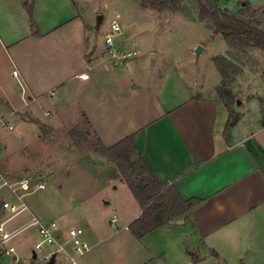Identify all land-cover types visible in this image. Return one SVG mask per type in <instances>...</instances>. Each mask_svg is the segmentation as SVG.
<instances>
[{"label":"crops","instance_id":"0c3cea01","mask_svg":"<svg viewBox=\"0 0 264 264\" xmlns=\"http://www.w3.org/2000/svg\"><path fill=\"white\" fill-rule=\"evenodd\" d=\"M31 1L32 20L26 9ZM77 1L0 0V120L13 130L17 127L14 140L61 133L71 144L68 135L84 130L104 147H111L135 134V146L153 176L174 186L183 200L200 203L141 239L128 231L141 214L135 199L126 200L128 212L116 204L107 209L110 201L92 205L87 197L57 215H49L47 206L38 211L26 204V210L5 228L17 231L34 219L56 223L61 236L70 228H81L88 251L76 257V264L239 261L254 249L264 226V124L258 99L246 95L239 101L235 109L239 120L228 140L224 137L228 113L204 97L201 86L183 100H177L169 89L162 91L156 107L144 116L137 95L140 90L132 79L140 65L115 67L106 60L104 47L95 38L103 16L100 25L89 24ZM81 4L86 7L87 0ZM95 15L97 19L99 14ZM129 40L136 45L129 38L127 45ZM148 54L151 58L154 53L149 50ZM128 66L131 71L127 72ZM221 80L220 76L214 83ZM6 148L0 140L2 180H42L26 166L16 178L18 169L11 166ZM78 157V153L62 155L58 167H52L42 181L61 187L63 163ZM92 159L105 163L98 155ZM5 189L0 181V197L13 202ZM61 245L62 254L54 255V264H70L76 256L73 248L67 241Z\"/></svg>","mask_w":264,"mask_h":264},{"label":"rangeland","instance_id":"374dc122","mask_svg":"<svg viewBox=\"0 0 264 264\" xmlns=\"http://www.w3.org/2000/svg\"><path fill=\"white\" fill-rule=\"evenodd\" d=\"M141 1L147 4L146 8L140 7ZM153 1L159 3L163 0H87L86 7L81 4V0L77 1L80 11L89 24L96 22V13L99 14L98 16H103V24L95 33L98 46L104 47V36L110 32V23L113 20H117L121 28L122 33L119 38L124 44L128 38L136 41L138 57L128 63L130 66L134 63L140 65L135 69L132 79L140 90L137 95L142 102L140 110L143 111L144 116L156 107L160 93L164 90H171L177 100H183L188 94L194 95L202 89L203 96L216 102L222 111H227L225 91H230L234 97L230 107L232 112L236 111L235 109L240 106L239 101L246 95L255 96L262 114L261 123L264 124L263 53L254 48H231L220 35H212L207 29V23L198 20L197 4L194 0H180L178 7L183 9V12L164 8L153 9L149 7ZM208 1L220 10L227 11L264 31V0ZM131 45L129 40L127 46ZM198 46L203 47V51L196 57L194 50ZM149 50L154 53L151 58L148 54ZM218 55L233 61L239 70L236 74L230 73L226 79L221 78L220 83L216 84L214 82L220 79V75L212 59ZM130 66L126 68L127 72L131 71ZM166 81L168 85H165ZM227 113L229 116V111ZM18 132L17 127L12 132L0 127V140L7 146L9 162L18 169L16 178L20 177L19 174L23 172L22 167L26 166L29 172H33V177L44 180L42 176L47 177L54 170L52 167H58L62 155L66 158L69 153H78L81 158L63 163L62 174L59 175L61 187L52 181H45V190L21 200H17L5 189L7 195L13 196L14 203H23L25 206L30 204L38 211L47 206L50 208L49 215H57L68 211L71 206L83 202L87 197L92 205L100 203V200L110 201L111 205L107 206V209L116 204L123 211L128 212L130 205L128 206L126 200L134 201V198L123 181L121 172L130 176V168L124 166L123 161L110 160L95 152L98 146L94 135L84 130L72 131L68 135L71 141L69 144L68 137L61 133L48 134L45 138L26 140L23 137L14 140L13 137H17ZM93 155L100 156L105 163L93 160ZM137 161V155L131 154L129 162L135 166ZM72 166H78L83 171L74 170ZM142 176L144 177L145 174ZM8 199L12 198L9 196ZM3 220L4 217L0 213V222ZM106 226L111 227L108 223ZM116 227L115 225L114 229ZM108 229L114 231L113 227ZM17 231L8 245L14 247L18 264H46L44 256L54 251L57 244L44 246L41 250L35 251L36 258H33L32 251L39 240L38 227L26 225ZM261 232L263 234L255 241L254 249H249L251 251L239 261L212 260L211 264H264V226ZM61 234L59 244L69 238L68 230ZM61 254L62 251L56 256ZM13 262V256L1 255L0 264H13Z\"/></svg>","mask_w":264,"mask_h":264},{"label":"trees","instance_id":"16d2710c","mask_svg":"<svg viewBox=\"0 0 264 264\" xmlns=\"http://www.w3.org/2000/svg\"><path fill=\"white\" fill-rule=\"evenodd\" d=\"M194 1L197 4L198 20L207 23V29L211 31L212 35H220L226 45L231 48L259 49L264 55V31L227 11L220 10L208 0ZM179 2L180 0H163L159 3L153 1L149 7L183 12V9L178 7ZM32 7V1L26 5L30 20H32ZM140 7L146 8L147 4L141 1ZM212 61L222 79H226L230 73L236 74L239 70L233 61L223 56H215ZM224 96H226L225 107L229 111L224 127V137L228 140L229 131L239 120V115L230 109L234 100L231 92L225 91ZM97 146L95 152L110 160L123 161L124 166L130 168V176H127L123 171L121 176L141 209L140 216L128 226V231L136 239H141L156 229L170 224L175 218L185 215L200 203V200L197 199L183 200L174 186L167 185L153 176L138 153L135 146V134L125 137L111 147H104L100 141H97ZM131 154H136L138 157L135 166L129 162ZM142 174L145 176L143 177Z\"/></svg>","mask_w":264,"mask_h":264},{"label":"built area","instance_id":"2783aa9c","mask_svg":"<svg viewBox=\"0 0 264 264\" xmlns=\"http://www.w3.org/2000/svg\"><path fill=\"white\" fill-rule=\"evenodd\" d=\"M121 28L117 20H113L110 23V32L104 36V52L106 60L115 67L126 65L131 59L138 57V51L135 48V43H132L130 47L127 43H123L119 38L121 35ZM120 40V41H119ZM13 76H16V71L12 72ZM53 96V93H51ZM0 127L6 128L8 131H12V125H9L6 121L0 120ZM2 187H5L9 193L16 197L17 200H21L26 196L35 194L45 190V183L41 179L32 178H19L13 182H8L0 178ZM26 210V206L16 204L0 197V213L4 217V220L0 222V254L9 255L14 257L13 264H18L15 257V249L13 246H9L8 242L18 233V231L9 232L5 228L7 222L16 217L20 213ZM112 223L116 222L113 218ZM38 227L39 240L35 243L32 253L36 256L35 251L41 250L44 246H54L57 244V248L44 256V261L47 262L50 257L63 251L62 245L58 243L60 240V232L56 223L42 224L38 220L34 219L30 224ZM83 230L79 227H73L68 229V240L71 244L75 257L70 258V264H76V257L82 256L88 251L86 245L82 242L81 236ZM36 258V257H35Z\"/></svg>","mask_w":264,"mask_h":264},{"label":"water","instance_id":"95a60500","mask_svg":"<svg viewBox=\"0 0 264 264\" xmlns=\"http://www.w3.org/2000/svg\"><path fill=\"white\" fill-rule=\"evenodd\" d=\"M101 20H102V17L98 16L96 19V24L100 25ZM202 51H203V47L201 46L196 47L194 50L195 56L198 57L202 53ZM32 257L35 258L36 256L33 254ZM46 264H54V256L50 257V259L46 262Z\"/></svg>","mask_w":264,"mask_h":264}]
</instances>
